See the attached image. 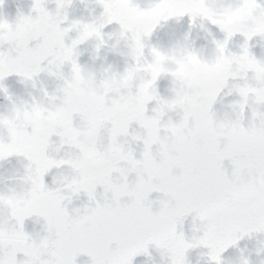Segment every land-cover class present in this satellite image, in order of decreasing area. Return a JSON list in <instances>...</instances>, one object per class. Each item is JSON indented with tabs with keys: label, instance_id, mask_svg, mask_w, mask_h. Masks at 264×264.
Masks as SVG:
<instances>
[{
	"label": "clouds",
	"instance_id": "obj_1",
	"mask_svg": "<svg viewBox=\"0 0 264 264\" xmlns=\"http://www.w3.org/2000/svg\"><path fill=\"white\" fill-rule=\"evenodd\" d=\"M49 3L54 5V20L43 16L39 21L17 19V14L9 19L0 10V46L6 50L16 52L38 34L55 45L45 71L36 75L39 61L28 65V79L20 80L26 98L0 92L6 100L0 104V264H10L17 249H22L26 264H60L63 252L53 251L51 239L57 228L77 238L96 230L107 219L102 209L89 216L97 204L111 207L135 203L131 186L142 184L150 173L156 178L158 170L132 163L128 157L130 150L139 158L144 148L142 139L120 135L124 147L121 153L116 151L111 132L129 117L141 116L145 105H151V120L133 128L141 138L161 137L158 155L166 160L169 150L182 139L176 125L185 119L183 105L192 99L185 89L197 86L206 103L223 88L214 116L211 121L202 120L201 125L211 144L237 146L242 151L252 139L241 129L242 122H248L245 108L253 107L257 98L264 99V62H257L264 57L254 55L253 60L247 54L229 56L228 51L240 53L241 44L238 51H232L230 42L227 50L214 43L222 41L225 33L241 30L264 34V9L253 15L248 7L235 6V0H184L179 9L170 0H160L159 4L153 0H60L59 7ZM3 4L4 0L0 6ZM29 10L22 12L25 17ZM178 11L196 18L190 28L203 33L204 43L197 46L196 38L188 33L171 35L166 44L150 43L149 38L164 18ZM109 26L114 27L105 31ZM210 26L223 38H214ZM254 37L264 49V35ZM248 46L250 49L249 42ZM82 52L89 54V63L79 62ZM110 55L122 63L118 66L109 62ZM11 63L7 56L0 57V70L7 71ZM157 77L168 81V94H159L160 99L152 95ZM13 157L17 158L15 164L10 159ZM42 171L52 173L48 188L39 183ZM100 180L109 183L101 186ZM94 182L96 186L91 188ZM27 219H32L31 232L25 230ZM21 220L27 239L20 232ZM196 221L189 238L200 234L196 231L200 222L197 225ZM163 230L160 221H153L150 231ZM254 234L261 237L255 249L259 256L264 252V232ZM222 246L218 238L212 249L221 261ZM166 247L163 254L155 247L159 264H169L170 259L172 264H183L186 253L190 264L188 254L193 250H201L196 252V264H209L210 250L195 241H171ZM144 255L153 259L148 249ZM243 261L251 264L241 251L233 264ZM258 264H264V258Z\"/></svg>",
	"mask_w": 264,
	"mask_h": 264
},
{
	"label": "snow or ice",
	"instance_id": "obj_2",
	"mask_svg": "<svg viewBox=\"0 0 264 264\" xmlns=\"http://www.w3.org/2000/svg\"><path fill=\"white\" fill-rule=\"evenodd\" d=\"M49 2H55L57 7L60 6V0H33L29 15L25 17L18 11L17 19L39 21L43 16L54 20V10L47 7ZM183 2L184 0H170L177 9ZM153 3L159 4L160 0H153ZM235 6H246L254 15L256 11L264 9V0H235ZM185 16L188 17L191 27L196 18L183 11H178L175 16L165 17L162 22L169 19L179 20ZM236 35L243 38L240 53L228 51L227 54L229 56L247 54L256 60L248 42L255 35L264 34L241 30L225 33L222 41H214V43L227 50L228 43ZM54 52V43H50L39 34L16 52L0 46V57L7 56L12 62L7 71L0 70V92L7 95L8 90L3 81L9 76L15 75L21 82L28 79L25 72L30 63L39 61L40 68L36 75L45 71V65ZM32 79L34 80L35 76ZM224 86L226 87L227 84L225 83ZM222 90L223 88L217 91L205 103L197 86L192 85L185 89L192 99L183 105L185 119L178 121L176 125L180 127L182 139L178 145L169 150V158L166 160L160 159L158 155L159 146L163 143L161 137L141 138L133 128V125L142 127L151 120L147 105L144 106L141 116L129 117L113 127L111 138L116 151L124 152V147L119 142L120 135H131L133 140L142 139L144 148L139 158L130 150L127 155L132 163H143L150 170H158V176L152 178L150 173L142 184L131 186V192L136 198L134 204L124 203L111 207L107 204H97L96 208L91 209L90 217H94L101 209L107 217L96 230L73 238L57 228L51 239L54 241L53 251L63 252L60 264H76L77 257L80 256H87L88 264H132L135 256L141 253L147 254L149 245L162 249L163 254L167 252L168 242L187 243L190 240L195 241L197 246L210 250L209 264H222L219 257L212 252L218 238L223 243L219 249L222 256L226 249L236 246L241 239L251 237L254 233L264 232V99L257 98L253 107L245 108L248 112V122L246 124L242 122L241 129L252 138L247 149L242 151L237 146H217L209 141L201 121H211L215 114L214 105ZM152 95L154 99H160L155 80L152 84ZM51 142L49 138V143ZM14 155L23 154L14 153ZM44 155H47L46 150ZM25 159L28 157L25 156ZM225 161L228 162V166L225 165ZM121 174L124 175L123 171ZM46 175L47 171H42L39 176L42 188H48L44 179ZM98 182L101 186L109 183L108 180ZM95 186L94 182L91 188ZM86 191L90 192L91 189ZM153 192L162 193V198L156 201L149 199ZM153 204L157 205L155 210ZM68 215L65 209V216ZM188 216H192L194 221L199 220L200 224L196 229L200 233L198 236L189 238L183 231H178V227L183 225ZM157 220L163 224L164 230L150 231L153 221ZM23 225L24 221L21 220L20 232L27 239L28 234L24 231ZM18 255L23 256L22 249H17L10 264H26L24 259H18ZM169 264H172L171 259ZM183 264H188L187 253ZM243 264H247V261H243Z\"/></svg>",
	"mask_w": 264,
	"mask_h": 264
},
{
	"label": "rangeland",
	"instance_id": "obj_3",
	"mask_svg": "<svg viewBox=\"0 0 264 264\" xmlns=\"http://www.w3.org/2000/svg\"><path fill=\"white\" fill-rule=\"evenodd\" d=\"M29 2H31V0H4V4L2 6H0V10H2L8 16L9 19H11L12 17H14L17 14L18 11L19 12L21 11V9L24 7V5H26ZM186 23H189L187 16L182 17L179 20L170 19L169 21L162 22V24H167L166 27L171 26L172 29H168L171 31L170 32L171 35H180L181 25L186 24ZM210 31L212 32L214 38H217V39L223 38V34L219 33L218 29H216L215 27L210 26ZM183 32L184 33L187 32L189 34H193L195 32L192 36H194L196 38V45L197 46L204 43V40L202 39V37H198V34L200 32L197 28L186 27V28H184ZM237 36L238 35H236L232 38V40L230 41V44H229L230 46H231V43L235 44V42L237 40ZM255 38H257V37H254L253 39H255ZM253 39L251 40V42H249L250 50L253 52V54L257 58L264 57V49H262L259 46V39L256 42H254ZM235 51H238V50H235ZM159 89L160 88H158V90ZM4 103H6V100L1 101V99H0V104H4ZM53 139H55V138H53ZM10 159H11V162L13 164H15L17 158L13 157ZM4 167L8 168L9 166L5 165ZM46 176H48V175H46ZM184 234H187V232H184ZM260 238L261 237L259 236V234H255V240L254 241H251L247 244L246 240H248V237H245V238L241 239L240 241H238L237 244H240V245L247 244L245 253H246V256L248 258L261 259V258H264V252H261L259 256H257L256 252H255V249L257 247H259L258 240ZM196 251H199V250H193V252H196ZM148 252L151 254V256L153 258L152 260H149L147 256H145L143 253H141L140 255H137L133 258L132 264H154V262H155V264H159L160 258H159V254H158L157 250L155 249V246L148 249ZM189 255H191V252H189ZM233 257L234 256H230V255L228 256L229 259H233ZM233 260H236V259H233ZM227 264H230V263H227Z\"/></svg>",
	"mask_w": 264,
	"mask_h": 264
},
{
	"label": "water",
	"instance_id": "obj_4",
	"mask_svg": "<svg viewBox=\"0 0 264 264\" xmlns=\"http://www.w3.org/2000/svg\"><path fill=\"white\" fill-rule=\"evenodd\" d=\"M30 6H31V4L27 5L22 10V12L23 13H27V11L29 10ZM47 7L51 10V8L54 7V5L51 4V3H48ZM70 18H72V15L71 14H70ZM112 27H114V26H109L108 28L105 29V31L111 30ZM149 42L152 43V44H157L158 42L165 44V41H164L163 37H161L160 35H158L155 32L149 38ZM108 60H109V62L116 63L118 66L122 63L118 57H113L111 55L108 57ZM79 62L81 64L89 63L90 62V56H89V54L87 52H82V55L79 58ZM41 78H43V76ZM3 84L7 88L9 95L13 96L14 98L15 97L26 98V95H25L26 90H25L24 85L20 83V78L19 77L15 76V75L9 76V77H7L3 81ZM218 107H219L218 104L217 105H214V108H218ZM149 110H150V108H149ZM133 127H135V125H133ZM225 165L228 166V162L227 161H225ZM229 171H230V166H229ZM46 184H48L49 186H51V183H46ZM158 198H162V196H161L160 193H156V192L151 193L150 196H149V199H151V200H156ZM155 207H157V206L156 205L153 206L154 210H155ZM191 223H193L192 217L191 216H188L187 218H185V220L183 222V225L181 227H178V231H180L186 225L191 224ZM24 226H25V230L26 231L31 232L33 230L32 219H27L25 221V225ZM20 258H22V257H20L18 255V259H20ZM85 261H87V257L80 256V257H77L76 264H84Z\"/></svg>",
	"mask_w": 264,
	"mask_h": 264
},
{
	"label": "flooded vegetation",
	"instance_id": "obj_5",
	"mask_svg": "<svg viewBox=\"0 0 264 264\" xmlns=\"http://www.w3.org/2000/svg\"><path fill=\"white\" fill-rule=\"evenodd\" d=\"M195 33V32H194ZM193 33V34H194ZM192 34V35H193ZM193 38H195L194 36H192ZM198 37H203V33H199L198 34ZM167 86H168V81H167V79H164V78H161V79H158V81H157V83H156V87H157V91H158V93L160 94V95H167L168 93L166 92V88H167ZM158 88H160L159 90H158ZM48 176H45V180H47V181H51V176H52V173H49V174H47Z\"/></svg>",
	"mask_w": 264,
	"mask_h": 264
}]
</instances>
